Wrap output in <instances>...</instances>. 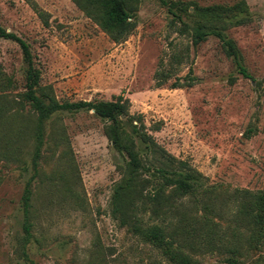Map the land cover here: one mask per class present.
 <instances>
[{
  "label": "rangeland",
  "instance_id": "rangeland-1",
  "mask_svg": "<svg viewBox=\"0 0 264 264\" xmlns=\"http://www.w3.org/2000/svg\"><path fill=\"white\" fill-rule=\"evenodd\" d=\"M200 12L224 21L216 30L234 41L237 60L215 34L194 41ZM133 14L134 31L114 42L72 0H0V26L29 45L39 92L59 102L123 94L157 148L198 175L197 200L187 195L143 218L194 229L197 245L207 239L203 223L210 222L212 245L188 252L193 264H229V248L241 252L236 264H264V232L251 246L247 226L253 196L264 192V0H139ZM183 23L189 33L179 31ZM26 70L19 44L0 37V264H176L112 213L128 157L105 135L108 120L88 109L53 114L43 123L33 167L37 115L23 96ZM189 75L192 86L171 87ZM157 121L160 130H150ZM122 123L139 155H160L133 133L135 121ZM143 177L146 191L162 186L153 167ZM27 183L29 237L23 229Z\"/></svg>",
  "mask_w": 264,
  "mask_h": 264
},
{
  "label": "trees",
  "instance_id": "trees-1",
  "mask_svg": "<svg viewBox=\"0 0 264 264\" xmlns=\"http://www.w3.org/2000/svg\"><path fill=\"white\" fill-rule=\"evenodd\" d=\"M79 9H81L94 22L99 24L103 31L114 41L121 42L130 35L136 24L133 21V12L139 0H72ZM196 7V6H195ZM196 11L199 9L196 7ZM208 11L209 8H201ZM201 13V12H200ZM202 20L192 28L191 35L195 42L204 40L209 34L217 35L222 41L227 55L233 56L237 60V48L233 40L226 38L220 31L216 30L218 26H223L224 21L218 18H206L205 14H200ZM213 27L211 31L208 29ZM190 28L183 23L179 31L189 33ZM0 37L17 42L22 50L24 60L27 63L26 70V91L24 99L30 104L37 115V123L34 130L35 150L33 155V167L37 169L38 160L41 156V146L43 139V123L58 111H78L81 109L93 110L94 114L102 119L108 120L104 132L108 140L128 157L127 175L125 179L115 186L111 198L112 213L117 215L122 224L128 225L132 230L141 236L144 240L151 242L162 249L163 254L168 260L176 264H193L189 255L193 249L198 246L206 250L211 244L209 239L213 234L212 224L203 223L206 226V240L203 244L197 245V233L194 229L182 230L178 227L166 226L160 223H149L143 217L147 212L154 216L161 213L162 204L169 203L173 205L176 200L190 195L197 200L199 184L196 183L197 174L185 162L177 160L174 156L165 152L164 149L157 148L152 135L146 130L141 119V115H131L129 112L130 100L123 94L115 95L110 100H90V101H64L59 102L49 91H38L40 82V71L34 66L32 54L29 45L15 33L8 32L0 26ZM241 73L248 77L244 68L238 63ZM194 77L188 76L184 81H175L171 84L172 88H183L192 86ZM38 91V92H37ZM3 107L0 105V114ZM122 118L133 123V133L145 143L149 152H160V155L145 157L138 154L135 149V140L133 136L126 132L123 127ZM162 126V121H157L150 125V130L158 131ZM1 141V138H0ZM0 147L3 145L0 143ZM5 152L0 148V157ZM154 168L162 177V186L149 192L145 190L149 179L143 177L145 170ZM38 173V171L36 172ZM39 175L37 174V177ZM170 187V191L165 195L164 187ZM32 191L29 183L23 195L24 224L23 229L27 236H31L32 209ZM202 202H205L202 200ZM205 206L208 204L205 202ZM172 211L173 209H168ZM243 210V209H242ZM247 226L251 233L249 240L251 242L259 241L264 232V192H258L253 196L250 209H247ZM177 225V224H176ZM258 226L262 230H258ZM247 227V228H248ZM256 232V233H255ZM255 233V234H254ZM234 256L227 257L229 264L240 263L238 254L241 252L235 248H229ZM189 252V253H188ZM237 257V258H236Z\"/></svg>",
  "mask_w": 264,
  "mask_h": 264
}]
</instances>
